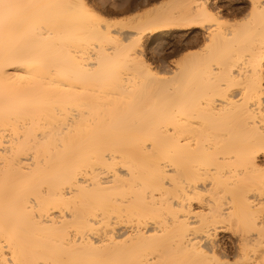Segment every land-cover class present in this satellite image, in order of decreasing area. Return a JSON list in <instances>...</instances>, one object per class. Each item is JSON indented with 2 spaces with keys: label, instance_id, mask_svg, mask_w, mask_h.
Wrapping results in <instances>:
<instances>
[{
  "label": "bare ground",
  "instance_id": "6f19581e",
  "mask_svg": "<svg viewBox=\"0 0 264 264\" xmlns=\"http://www.w3.org/2000/svg\"><path fill=\"white\" fill-rule=\"evenodd\" d=\"M263 161L264 0H0V264H264Z\"/></svg>",
  "mask_w": 264,
  "mask_h": 264
},
{
  "label": "rangeland",
  "instance_id": "374dc122",
  "mask_svg": "<svg viewBox=\"0 0 264 264\" xmlns=\"http://www.w3.org/2000/svg\"><path fill=\"white\" fill-rule=\"evenodd\" d=\"M155 1H158V0H152V2H155ZM145 5L143 4L142 5V7H144ZM130 13H132V12H127V13H125V14H120L121 16H125V15H128V14H130ZM246 12H243V15L245 16L246 14H245ZM120 15H118V16H116V17H121ZM243 15H242V13H239V14H237V16H235L234 17V15H231L230 17H231V21H233V19L235 18H237L236 19V21L238 20L239 21V19H240V17L241 18H243ZM115 17V18H116ZM235 19H234V21H235ZM180 32H175V33H173V34H169V37H170V42L169 41H165V42H163L161 45L159 44V47H158V45H154L153 44V40L152 41H150V42H146V51H147V59H148V61L149 62H151V63H153V64H157V65H159L160 66V69L162 70V71H166V75L167 76H172L173 74H174V71H178L179 72V70L182 68V63L181 62H188L189 60H190V56H191V54L193 55V53H196L195 52V48L198 50V51H200L199 49H202V45H203V43H204V39L203 38H201V37H199L196 41H194L193 43H187V44H185L184 43V39H179V36L177 35V34H179ZM178 36V37H177ZM166 37V36H165ZM168 39V38H167ZM176 39H177V42H175L176 41ZM187 40V39H186ZM203 40V41H202ZM168 42V43H167ZM173 42L174 43H176L175 45L173 44ZM166 45V46H165ZM183 46V47H182ZM185 46H186V48H185ZM173 47V48H172ZM182 47V48H181ZM195 47V48H194ZM165 48V49H164ZM172 48V49H171ZM175 48V49H174ZM180 48V49H179ZM190 48V49H189ZM170 49V50H169ZM179 49V50H178ZM164 50V51H163ZM169 50V51H168ZM173 50V51H172ZM189 50H191L193 53H191ZM194 50V51H193ZM196 50V51H197ZM171 51V52H170ZM166 52V53H165ZM168 52V53H167ZM160 53H161V55H160ZM188 53H190V55L188 54ZM164 55V56H163ZM189 57H188V56ZM194 56V55H193ZM192 56V57H193ZM170 62V63H169ZM172 62V63H171ZM169 65H168V64ZM180 64L182 65V66H180ZM163 68H162V67ZM169 68H168V67ZM177 68V69H176ZM178 68H180L179 70H178ZM168 69H169V71H171V72H169L168 71ZM169 73H168V72ZM176 73V72H175ZM130 75H132V74H130ZM124 76H126L125 74H124ZM129 76V75H128ZM237 97H239L238 99L240 100V101H242L243 100V98H242V95L241 94H239V95H236L235 96V99L237 98ZM219 101H217V103H218ZM218 106H221L220 104L218 105ZM264 162V161H263ZM204 193H206V192H204ZM207 193H209V191H207ZM206 195H208V194H206ZM234 248V249H233ZM231 250H232V252H233V257L234 258H237V253H236V249H235V247H231ZM235 253H236V255H235Z\"/></svg>",
  "mask_w": 264,
  "mask_h": 264
}]
</instances>
